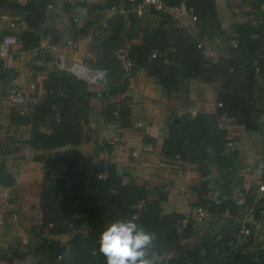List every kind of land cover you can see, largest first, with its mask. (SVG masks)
<instances>
[{
	"label": "trees",
	"instance_id": "1",
	"mask_svg": "<svg viewBox=\"0 0 264 264\" xmlns=\"http://www.w3.org/2000/svg\"><path fill=\"white\" fill-rule=\"evenodd\" d=\"M54 1L29 0L23 5L0 0V14L20 12L27 23V29L19 35L24 50L36 48L48 35L57 43V30L44 27L47 9ZM122 1L78 3V8L82 6L88 12L81 32L102 20L110 6ZM166 2L170 6L185 2L194 10L199 36L193 37L163 12L143 18L131 13L110 19L104 30L108 37L95 46V66L105 69L108 77V85L99 97L107 99L104 116L108 120L122 129L132 126V107L127 102L112 101L125 94L129 86L115 56L117 50L128 51L137 70L156 79L168 96L181 92L185 81L221 83L217 113H200L193 118L170 111L169 135L163 144L166 156H180L184 162L197 165L205 179L195 188L198 204L210 213L203 225L212 227L203 231L199 229L202 225L186 223L181 213L166 214L162 207L166 193H160L159 199L152 198L158 189L151 191L134 182L126 183L113 163L79 150L91 140L86 127L90 124L94 94L85 81L51 71L43 81V100L30 105L23 116L14 108L10 122L31 128L29 146L47 152L36 159L50 164L60 176L54 181L46 179L41 185L42 225L32 229L34 245L12 248L10 256H2L7 264H105V257L99 253V234L113 220L133 216L156 235L158 258H163L160 264H264V195L259 198L255 190L245 195L238 175V152L228 151V131L220 125L222 116L227 115L248 131L264 133V19L262 23L235 24L228 34L223 30L215 0ZM262 5L264 0L257 8ZM153 17L157 21L148 22ZM73 22L77 24L74 18ZM217 36L225 39L228 58L214 63L199 44ZM7 70L0 60V82L8 78ZM212 169H216L222 183L220 201L213 198L209 187ZM15 183L7 158L0 159V186L10 188ZM238 185L239 195L243 193L246 199L242 209L246 207L244 213L254 209L256 223H242V209L232 195ZM244 226L250 229L249 235L241 233ZM60 236H68V242L56 239Z\"/></svg>",
	"mask_w": 264,
	"mask_h": 264
},
{
	"label": "crops",
	"instance_id": "2",
	"mask_svg": "<svg viewBox=\"0 0 264 264\" xmlns=\"http://www.w3.org/2000/svg\"><path fill=\"white\" fill-rule=\"evenodd\" d=\"M11 1L24 5L29 0ZM215 1L223 30L228 34L232 33V27L235 24L262 23V19H264V5L260 6V9L257 8L261 0ZM84 2L106 4V0H84ZM87 14V9L82 6L77 10L73 8L70 0H55L54 4L47 9L44 27L57 30L58 41L56 44L62 47L60 53L67 55L70 60L77 59L86 64H93L97 62L98 58L96 44L108 36L104 29L101 30L103 28L100 25L102 20L81 32L85 26L84 21ZM75 15L81 19L77 24L73 22ZM12 19L14 17L10 14H0V37L10 31L9 26ZM147 20L155 22L151 18ZM26 29L16 33L19 36ZM186 31L193 37H198L200 33L197 23L191 24ZM70 39L79 40L76 49L64 46L65 42ZM201 43L204 52L214 63L228 58L224 38L212 37L201 41ZM15 51L17 63L13 69L7 70L8 78L0 82V159L7 158L9 173L16 176L15 185L9 188L12 206L7 216V223L0 228V260L2 264H7L2 260V256H10L12 248H25L28 242L34 245L32 229L42 225L41 185L46 179H51V170L54 169L45 161L36 159L41 155H47V152L36 151L29 146L31 128L11 124L10 116L14 107L9 104L7 96H4L3 92L10 90L11 93L19 88L27 89L31 91L33 104L41 102L45 95L42 87L43 81L51 71H57V60L53 54L48 52L43 53L40 58H35L31 50L23 49L20 42L15 46ZM127 81L129 83L127 92L113 98L112 101L127 102L132 107V126L122 129L113 121L108 120L104 116L107 99L99 97V94L104 90L89 89L94 94L91 100L90 117L93 120L86 127V131L90 132L91 140L79 146L78 149L85 154L95 155L113 163L124 182H134L151 191L158 189V194H152V198L159 199L160 193H166L167 200L162 203L166 214L174 212L183 214L189 201L198 202L195 188L201 186L205 179L200 176L197 165L186 162L179 164L176 157H168L164 154L163 144L169 135L170 111L176 110L178 115L185 116L194 104L200 103L203 105L204 113H217V94L221 91V83H204L199 80L185 81L181 92L168 96L166 90L156 79L142 69L136 70L132 77L127 78ZM31 85L34 86L32 90L30 89ZM220 125L228 131V138L235 140V151L238 152L236 162L241 168L240 171L251 165L264 170V133L248 131L244 126L237 125L227 115L222 116ZM98 148L104 149L97 152ZM217 174L216 169L211 170L212 182H215L220 188L222 183L219 182ZM238 175L242 181L240 172ZM239 186L241 185L233 189L232 195L242 209L246 199L244 195H239ZM219 193L221 194V191ZM245 208L242 209V222L246 217ZM204 226L202 225L199 229L205 231L206 226ZM261 226L262 222L257 225L258 228ZM56 239L67 243L69 237L60 236ZM194 240L196 239L191 241ZM162 259L158 258L159 264Z\"/></svg>",
	"mask_w": 264,
	"mask_h": 264
},
{
	"label": "built area",
	"instance_id": "3",
	"mask_svg": "<svg viewBox=\"0 0 264 264\" xmlns=\"http://www.w3.org/2000/svg\"><path fill=\"white\" fill-rule=\"evenodd\" d=\"M83 1L84 0H70V3L71 6L77 10L79 9L77 4ZM125 1L128 2L131 7L126 6L124 3ZM153 12L168 13L176 21L178 26L185 30H188L191 24L198 22V17L195 14L194 10L192 8H189L185 2L170 6L166 2V0H123L122 3L118 5H112L105 12H103V18L100 25L103 28H108L109 20L116 16H128L132 13L139 18H143ZM74 21L78 23L81 21V19L78 17V15H75ZM26 27L27 23L25 22L23 17H15L10 23V31L4 34L1 38L0 60L4 62V65L7 69H13L17 63V53L15 51V46L18 45L20 41L19 36L16 32ZM78 42L79 40L77 39H70L69 41L65 42L64 46L70 49H76ZM60 48H62L60 45L53 43V37L51 35H48L41 39L39 45L36 48L32 49L31 53L35 58H40L42 54L46 52L51 53L56 57L57 71L65 72L70 76L85 81L88 84L89 89L98 88L99 91L106 89V86L108 85V77L105 69L96 66L91 67L90 65H86L82 61H79L77 59H75L74 61L70 60L67 55L60 53ZM199 48H204L202 43L199 44ZM115 56L120 61L126 78L132 77L137 68L136 63L130 57L129 52L126 50H117L115 51ZM153 57H156V54H154ZM7 101L22 116L28 112L29 106L33 104V100L21 90H15L11 92L7 97ZM218 106H221V104H218ZM200 113H204L203 105L200 103H196L191 107L187 116L194 118ZM222 128L224 129L225 127L222 126ZM227 147L230 150H235V140L229 138ZM176 160L179 162V164H183L184 162L180 156H176ZM52 170L58 173V178L60 176L59 172L55 169ZM240 175L242 177V188L245 192V195L252 193L254 190L257 191L258 194H260L259 198L264 195L263 169L256 166H246L240 171ZM51 181H54V179ZM11 206L12 198L9 188L0 186V228L6 225L7 216L11 209ZM183 215L184 221L186 223L191 222L195 225H203L210 219L209 211L206 208L200 206L198 202H195L193 200L187 203ZM254 219V209H250L246 213L245 221H243L244 223H242L244 225L248 222L256 223ZM241 233L243 235H249L250 229L244 226ZM0 264H2L1 260ZM14 264L19 263L16 262Z\"/></svg>",
	"mask_w": 264,
	"mask_h": 264
},
{
	"label": "clouds",
	"instance_id": "4",
	"mask_svg": "<svg viewBox=\"0 0 264 264\" xmlns=\"http://www.w3.org/2000/svg\"><path fill=\"white\" fill-rule=\"evenodd\" d=\"M156 240L136 217L116 219L99 234V253L105 264H159Z\"/></svg>",
	"mask_w": 264,
	"mask_h": 264
},
{
	"label": "rangeland",
	"instance_id": "5",
	"mask_svg": "<svg viewBox=\"0 0 264 264\" xmlns=\"http://www.w3.org/2000/svg\"><path fill=\"white\" fill-rule=\"evenodd\" d=\"M154 13V12H153ZM158 13V12H157ZM152 14V13H151ZM153 19V21L155 20V22L157 21L156 20V18H152ZM197 23V22H196ZM101 29H104V30H106L107 28H101ZM185 30V29H184ZM83 62V61H82ZM84 63V62H83ZM84 64H86V63H84ZM86 65H94V66H91V67H95V63H93V64H86ZM46 79V78H45ZM44 79V80H45ZM30 89L32 90V89H34V86L33 85H31V87H30ZM91 89H94V88H91ZM18 90H21V91H23V92H25L31 99H32V97H31V91H29V90H27V89H23V88H19ZM33 91H35V90H33ZM3 95L4 96H9L10 95V90H8L7 92H5V90H4V92H3ZM93 119H90V121H92ZM255 142H257V141H255ZM251 143V142H250ZM258 143V142H257ZM264 154V153H263ZM252 166V165H251ZM52 171V178L55 180L56 178H57V175H58V173L57 172H54L53 170H51ZM215 175H216V173H214ZM60 175V174H59ZM50 179V180H53V179ZM235 182H233V184H234ZM210 189L212 188L213 189V192H215V195H213V198L215 199V200H219V191H220V188H218V186H217V184L215 183V182H212L211 181V184H210ZM215 187V188H214ZM241 193V192H240ZM219 195V196H218ZM241 195H243V193H241ZM210 224V223H209ZM206 226V225H205ZM204 226V227H205ZM206 227H212V226H206ZM206 227L204 228V229H206ZM203 228V227H202ZM261 228V227H260ZM259 228V229H260ZM32 245V243H30V242H28L27 243V247H30Z\"/></svg>",
	"mask_w": 264,
	"mask_h": 264
},
{
	"label": "water",
	"instance_id": "6",
	"mask_svg": "<svg viewBox=\"0 0 264 264\" xmlns=\"http://www.w3.org/2000/svg\"><path fill=\"white\" fill-rule=\"evenodd\" d=\"M11 16L19 17V16H22V13H20V12L12 13Z\"/></svg>",
	"mask_w": 264,
	"mask_h": 264
}]
</instances>
